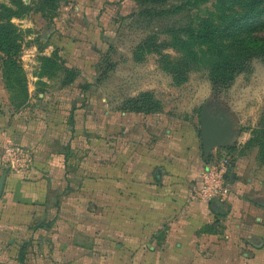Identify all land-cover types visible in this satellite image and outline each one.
<instances>
[{"label": "rangeland", "instance_id": "1", "mask_svg": "<svg viewBox=\"0 0 264 264\" xmlns=\"http://www.w3.org/2000/svg\"><path fill=\"white\" fill-rule=\"evenodd\" d=\"M23 1L32 6L37 0ZM186 3V0L158 5L141 4L139 0H57V12L50 13L49 18L34 9L24 18L13 19L20 30L21 64L29 96L32 95L26 108L35 107L39 92L52 96L59 91L74 93L71 97L76 100L70 99L73 102L70 108L83 110L85 128L77 134L85 142H91L81 149L87 156L97 151L93 143L104 141V154L111 158L113 140L119 138L125 144L136 135L141 144L135 147L136 154L153 161L165 158L171 163L166 174H174V178L188 177L194 164L205 169L212 160L223 156L233 161L235 149L228 144V140L234 139L233 133L247 130L252 136L254 130H264V61L253 58L247 71L232 82L224 85L220 80L214 84L208 38L200 44L192 39V31L186 30L196 29L202 20L209 19L216 11V0H205L195 8ZM2 4L10 6L7 0H0ZM2 61L0 53V97L3 107L17 113L22 108L16 109L5 89ZM2 88L6 96H2ZM47 105L40 107L45 111L41 119L46 123ZM142 107L148 114L134 112ZM202 111L208 112L226 131L220 146L213 148L207 158L200 139ZM124 144L119 150L126 157L129 149ZM246 150H255L258 165L264 167L256 147H245ZM192 186L189 199L199 200L198 181H192ZM108 198L106 207L99 211H96L98 204L90 200L95 211L84 214V221L89 223L94 218H104L101 230L105 237L98 235L101 230L98 238L76 236L72 260L65 261L62 252L55 254L49 246L46 249L37 246L35 252L29 253V259L20 255L15 260L11 258L9 264H166L161 259L164 244L159 239L160 225L148 222L151 217L161 218L155 206L152 212L142 213L131 224L130 215L122 212L120 220L125 228H121V239L117 240L108 235L113 233L114 214L112 200ZM125 198L121 201L127 208ZM96 239L101 241L100 245ZM79 246H84L85 252H80Z\"/></svg>", "mask_w": 264, "mask_h": 264}, {"label": "crops", "instance_id": "2", "mask_svg": "<svg viewBox=\"0 0 264 264\" xmlns=\"http://www.w3.org/2000/svg\"><path fill=\"white\" fill-rule=\"evenodd\" d=\"M72 94L39 92L33 109L26 106L17 113L3 107L0 97V154L9 142L31 154L28 168L8 170L1 193L0 264H9L11 258L20 255H26L27 260L37 246H49L55 254L62 252L65 261L72 260L76 236L105 237L101 230L104 218H94L88 225L84 214L95 211L90 200L98 204L99 211L106 207L108 197L114 213L113 233L108 235L117 240L121 239V228H125L120 220L122 212L130 215L131 224L155 206L161 218L151 217L148 222L160 225L159 239L164 244L161 259L166 264H264V167L258 165L255 150L244 151L251 131L233 133L234 139L228 140L235 149L230 195L223 204L209 205L189 199L192 181L199 184L201 167L194 164L188 177L177 174L179 178H174V174H166L171 163L165 158L153 161L136 154L135 147L141 146L136 135L125 143L129 149L126 157L120 155L124 142L119 138L112 141L111 158L104 154V141L93 143L95 155L84 154L81 149L91 142L77 134L83 132L85 119L82 109L70 108L76 100ZM45 104L48 123L41 119L45 111L40 107ZM5 171L0 160V178ZM123 197L128 200L127 208L121 201ZM100 230L102 233L97 235ZM96 241L100 245L101 241ZM77 249L85 252L84 246Z\"/></svg>", "mask_w": 264, "mask_h": 264}, {"label": "trees", "instance_id": "3", "mask_svg": "<svg viewBox=\"0 0 264 264\" xmlns=\"http://www.w3.org/2000/svg\"><path fill=\"white\" fill-rule=\"evenodd\" d=\"M7 1L10 6L0 5V53L3 55L1 72L11 102L19 109L27 106L30 96L21 64V34L12 21L24 18L34 9L44 18H49L50 13L57 12V0H37L32 6L23 0ZM168 1L170 0H139L141 4L152 5ZM186 1V5L194 8L205 2ZM215 9V13L209 19L202 20L199 27L186 31H192V39L200 44L208 38L209 50L213 55L211 65L214 75L211 77L214 84L221 80L222 84L227 85L238 74L247 71L251 59L260 58L264 61V0H216ZM43 61L52 62V59L43 58ZM135 111L148 114V110L143 107L134 109ZM255 131L245 147H256L259 160L264 162V130Z\"/></svg>", "mask_w": 264, "mask_h": 264}, {"label": "built area", "instance_id": "4", "mask_svg": "<svg viewBox=\"0 0 264 264\" xmlns=\"http://www.w3.org/2000/svg\"><path fill=\"white\" fill-rule=\"evenodd\" d=\"M0 160L5 169L20 171L30 166L31 154L24 147L9 142L1 149ZM232 167V159L223 156L212 160L203 169L197 189L200 201L209 205L223 204L229 198V175Z\"/></svg>", "mask_w": 264, "mask_h": 264}, {"label": "water", "instance_id": "5", "mask_svg": "<svg viewBox=\"0 0 264 264\" xmlns=\"http://www.w3.org/2000/svg\"><path fill=\"white\" fill-rule=\"evenodd\" d=\"M200 123V139L203 147V151L206 155L211 153L212 149L219 147L220 143L224 140L225 129L222 128L217 121L212 119L208 112L202 111L199 117ZM8 170L4 172L0 178V198L1 193L6 181Z\"/></svg>", "mask_w": 264, "mask_h": 264}]
</instances>
